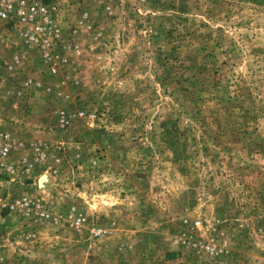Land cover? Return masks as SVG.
<instances>
[{
    "label": "rangeland",
    "instance_id": "rangeland-1",
    "mask_svg": "<svg viewBox=\"0 0 264 264\" xmlns=\"http://www.w3.org/2000/svg\"><path fill=\"white\" fill-rule=\"evenodd\" d=\"M49 1L56 72L0 20L1 264H264V0Z\"/></svg>",
    "mask_w": 264,
    "mask_h": 264
},
{
    "label": "built area",
    "instance_id": "built-area-1",
    "mask_svg": "<svg viewBox=\"0 0 264 264\" xmlns=\"http://www.w3.org/2000/svg\"><path fill=\"white\" fill-rule=\"evenodd\" d=\"M63 8L59 2L49 0H0V20L11 25L21 45L30 51L38 52L41 60L57 71L62 49L73 50V41H67L63 33ZM82 117L93 120L96 115L83 111ZM4 138L0 155L7 157L10 145ZM27 162V161H26ZM28 170L32 167L27 163ZM42 218L49 214L38 212ZM188 222V220H187ZM199 226L196 221L193 226ZM98 235V232L95 231ZM1 264V261H0Z\"/></svg>",
    "mask_w": 264,
    "mask_h": 264
}]
</instances>
